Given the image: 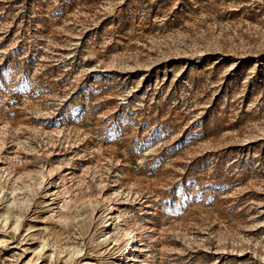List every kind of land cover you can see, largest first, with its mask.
<instances>
[{
    "label": "rangeland",
    "instance_id": "374dc122",
    "mask_svg": "<svg viewBox=\"0 0 264 264\" xmlns=\"http://www.w3.org/2000/svg\"><path fill=\"white\" fill-rule=\"evenodd\" d=\"M124 230L264 264V0H0V264H125Z\"/></svg>",
    "mask_w": 264,
    "mask_h": 264
},
{
    "label": "bare ground",
    "instance_id": "6f19581e",
    "mask_svg": "<svg viewBox=\"0 0 264 264\" xmlns=\"http://www.w3.org/2000/svg\"><path fill=\"white\" fill-rule=\"evenodd\" d=\"M123 236H124L126 244L129 246L127 249L132 248V250L129 253H128V251L126 253H124L125 257L122 259V261L125 264H130V261L135 259L136 254H134V253H137L140 250L138 247L139 246V244H138L139 236H138L137 232L132 231V230L131 231L124 230ZM115 241H117V240H115ZM138 264H148V263H146L144 260H141V261H138Z\"/></svg>",
    "mask_w": 264,
    "mask_h": 264
}]
</instances>
